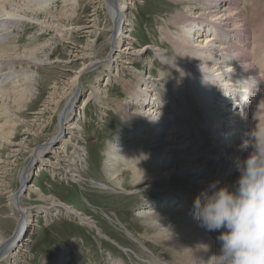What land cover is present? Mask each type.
<instances>
[{
	"label": "bare ground",
	"instance_id": "1",
	"mask_svg": "<svg viewBox=\"0 0 264 264\" xmlns=\"http://www.w3.org/2000/svg\"><path fill=\"white\" fill-rule=\"evenodd\" d=\"M105 1L110 9L111 20H113L116 28L112 35V37L114 35L115 38L117 37L115 44L120 42L121 44L125 42L128 44L120 49L118 53L115 50L108 60L83 63V66L81 65L82 67L75 71L74 78L68 84L71 92L66 93L63 90L61 92H50L51 94L47 97L49 99L46 98L47 101L37 114H34L32 121L22 120L25 126L24 131L22 130L23 138L20 142L15 143L12 142L13 139H17L15 130L18 125L16 121L18 118H13L16 116L15 110L28 106L33 101V97L37 95L38 89L35 87L38 82L39 72L34 68L38 69L40 66L55 65L63 63V61L53 60L48 54H45L48 43L40 44L38 43L39 39L34 36L32 37L33 39L28 41H17V38H15L16 35L19 37V34L15 32V28L26 22L40 26L41 30H44V27H50V24L43 22L38 15L50 12H48L50 9L48 7L51 6V0H0V102L5 99V102L0 105V118L3 117V120L0 121V148H3V145L8 143V154L10 157L26 153L24 148H26L27 139L30 138L29 136H24L29 135L26 125L30 127L34 124L39 125L43 119V114L47 111L48 105L56 107L55 113L59 115V125L56 126L59 133L52 139H55L54 141H57V143L52 141L53 147L50 145V147L43 148V150L40 147L38 148V144L31 148L32 153L34 151H37V153L36 156H33L32 153L28 152L29 166L26 167L23 176H21L23 182H26L27 179L30 180L31 174L28 173L38 175L49 169L50 175L54 176V178L57 176L68 184L69 182L74 185L79 184L82 176H79V168H75V165H85V168L89 165L83 158V155L87 157L89 154L88 150L85 149V153L81 150V139L83 138L80 135L81 127L78 123L81 119L80 117L85 115L91 100L96 101L100 105L99 107H104L103 104L101 105L102 97H100L103 94V90L101 91L98 86L101 83L100 80L103 79L102 77L106 76V84L108 85L112 81L125 77L126 72L131 71L129 70L131 68L124 65H130V60L133 57L143 54L141 50L135 49V43L128 41L131 38L130 35H128L129 38L125 36L122 38L123 32H127V25L124 22L121 25L120 23L126 17V7L129 3H133V0ZM174 1L176 3H185L187 0ZM188 1H193V4L184 6L186 14H184L185 12L175 14L173 16L174 22H171L178 28L200 27L201 32H193L194 37L191 40L187 36L191 31L190 29H187L184 35H176L170 27H162V32L164 34L170 33L171 39L169 40L167 35L162 36V38L170 42L175 51L172 53L167 50L166 52L162 49L158 50V58L167 65V72H172L176 69L179 76L182 74V80L185 79L187 84L178 86V81H175L171 85L174 91L172 90L171 92V87L168 85L166 93L158 94L160 88L157 87L158 92H155V89L147 87V84L153 87V81L148 80L146 77L134 82L137 84L136 87L131 82V95L134 99L132 100L133 105L128 109H132V111L125 112L121 108L117 112L120 113L122 119L127 121V124L132 125L134 123L135 127L131 126V135H127L128 138L131 137L130 140H133V143L129 144V150L125 151L124 142L119 135L120 132H117L118 136H114L107 143V152L104 156H108V158L104 161L103 171L108 177L107 182L111 183L108 185L115 191L126 190V180H124L125 178L122 179V177H124L125 172L131 171L130 186L133 189L126 191L135 196L137 193L142 192L143 194L146 188L157 187L164 189L171 185H178L180 189L176 190L175 194L180 196L179 199L177 197V199L174 198V193H169L168 195L163 193L159 197L149 200V203L143 204V209L141 210L145 213L140 211V214L148 216L145 218V223L151 224L153 231L157 228L164 233L169 228L168 231L173 234L172 238H170L171 240L167 239L168 242L170 241L167 243V248L170 246L168 250L170 253L172 250L174 252L169 255L170 261L175 264H208V261L213 256L219 254L220 245L216 237L220 232H208L200 227L192 214V208L179 206L176 209L171 207V203L172 200H176L181 205L185 201L184 198L188 202L189 200L194 202L195 195H197L196 192H202L207 189L214 181H220L221 186H224L232 185L238 179L239 173L236 171V159L246 158L251 152L250 148L246 150L240 149L244 142L240 139L245 138V140H248L247 134L249 136L252 135L257 126L260 129H264V34L263 31H261L263 35L261 32L257 33L256 31L252 40L242 42L244 25L238 8V3L242 0ZM73 3L75 4L76 1H73ZM193 12L196 15L194 17L191 16ZM129 19L131 20V18ZM208 19L214 20V23L207 21ZM89 27L94 30V27L98 26L94 24ZM210 31L212 35L209 33ZM57 35L59 38L62 37L59 30ZM237 39H240L241 42ZM50 40L54 42L56 37L50 38ZM235 41H238V43ZM251 42L253 43V52H250L249 48ZM243 44L244 47L241 46ZM146 50L144 51L146 52ZM41 54L44 56H40ZM209 54H215L219 59L217 57L210 58ZM218 66L221 69L216 73L215 68ZM100 67H103V70H100ZM90 69L94 70L95 74H93V79L90 82V88H86L82 84V76ZM232 69H238V74H232L234 72ZM255 69L259 73L255 72ZM104 70L107 73L101 76ZM228 72H231L232 75L229 76ZM133 73L137 77L142 75L139 72ZM222 76H225L223 77L224 79ZM154 84L157 85L156 83ZM222 85H224V88ZM172 93H175L176 98ZM165 94L168 95L169 100L166 99L167 97L165 98ZM189 94L191 101H189ZM64 101L65 104L61 109L62 111H58ZM170 101L171 106L169 107ZM186 101L187 103L185 104ZM161 102L164 104H161ZM146 103H148V106L152 105L147 108V111L145 109L142 110ZM141 105L143 106L141 107ZM230 108L239 109L238 114L240 115L235 121H229L231 116L228 117L227 113ZM103 113L105 114V112ZM249 113H251V116L248 115ZM247 115L251 122L245 123V116ZM177 117L178 121L181 122L173 123ZM168 118L172 119L171 123L167 121ZM13 122L14 124H12ZM178 125L179 127H177ZM200 126L205 128L201 131L199 129L201 128ZM246 126L252 127L250 133H247L248 129ZM168 127H170L169 131H167ZM172 128L177 129L182 134L172 131ZM193 128H197L195 132L199 133L200 140H197ZM33 132H36L35 129ZM165 134H167L166 137ZM64 137L67 138L65 140L68 145L62 144ZM131 151H133L135 159L131 158L133 157ZM41 152H43V160L39 157ZM126 157H129V161L123 163L124 159L125 161L128 160H126ZM68 158L71 161L73 160L74 163L59 165V163L67 162ZM16 160V158H9L1 161L0 158V197L8 196L9 207L14 213L27 212L26 218L22 216L20 221L24 222V224L18 220L17 232L14 234L18 233L21 235L22 230L26 229V236H30V233L38 228V226L34 225L33 227V225H30L31 214L36 217L39 212L42 217L48 218H54L55 216H52L54 213H58L60 216L64 215L65 221L80 219L89 228L96 227L97 230H101L99 225L95 224L96 222H94L95 225L87 222L89 219L81 211L52 196V198L45 196L41 190H33L30 185L25 187V184H22L23 187L20 191H10L9 187L11 186L3 179L5 178V173L11 170V166L14 165L13 163ZM145 161L149 163L146 164ZM62 167H66L65 172L69 173L62 172ZM85 168L84 173L86 171ZM191 181L193 183L194 181L196 182V184L194 183L195 186H193L196 192L187 188V186H192ZM33 194H37L44 201L50 199L51 203L47 204L50 206L32 207L28 208L29 210L20 208L18 205L20 196L24 199H29ZM142 196L144 197V195ZM162 202L165 204L164 207L167 209L168 206L169 209L167 211L159 210L160 213L157 214L154 211L157 208L156 204L159 207ZM41 208L43 209L41 210ZM166 209L164 208V210ZM171 210L173 211V218L171 213H169ZM171 219H175V221H172L169 226ZM90 220L94 219L90 218ZM154 222L159 226L152 225ZM212 233H214L212 235L214 238L211 237ZM106 235L111 240L108 234ZM15 238H7L0 231V264H25L28 262L27 257L30 255L29 243L31 241L26 238L16 242ZM160 250L161 248H156L154 252L159 253ZM70 257L71 255L64 248L52 262L44 264H69Z\"/></svg>",
	"mask_w": 264,
	"mask_h": 264
},
{
	"label": "rangeland",
	"instance_id": "2",
	"mask_svg": "<svg viewBox=\"0 0 264 264\" xmlns=\"http://www.w3.org/2000/svg\"><path fill=\"white\" fill-rule=\"evenodd\" d=\"M73 1H76L77 4H74ZM104 1L105 0H51V6L48 7V9L50 8L48 12H50L38 15V17H40L43 22H46L48 25L50 24V27H44V30H41L40 26L26 22L23 25L15 28L16 31H14L19 34V37H17V35L15 37L17 38V41H28L29 39H33L32 37L34 36L36 39H39L38 43H48L46 46L47 48L45 49V54H48L51 59L63 61V63L40 66L38 69L34 68L39 72V78L37 79L38 82L36 83L35 87L38 89L36 92L37 95L33 97V101H31L28 106L26 105V107L21 108L20 110H15L16 116L13 118H18L16 120L18 125L16 126L17 129L15 130V137L17 139H13L12 142L18 143L21 141L25 128L23 121H32L35 111L38 112L47 99H49L47 97H49L51 94L50 92H61V90L65 91L66 93L71 92L70 88H68L70 87L68 84L74 78L75 71H78L83 66V63L92 61L103 62L104 60H108L109 56L113 55L115 50L118 53L120 49L124 48L125 45L128 44L127 42L123 44H121V42L119 44H115L117 37L115 38V35L112 37L115 30V25L113 20H111L110 9L108 8L106 1ZM135 1L133 0V3H129L126 7V17H124L120 25L123 24V22L125 25H127V32H123L122 38H124V36L127 38L128 35H130L131 38L128 37V41L135 43V49L141 50L143 54L133 57L130 60V65L123 64L124 66L131 68L129 69L131 71L126 72L125 77L112 81L109 85L106 84V76L102 77L103 79L100 80L101 83H99L98 86L101 91L103 90V94L100 97H102L101 105L103 104L104 107H99L100 105L96 101H93L94 104L89 105L86 109L85 115L80 117L81 119L78 123L81 127L80 135L83 138L81 139V150L83 153H85V149L88 150L89 154L87 157L86 155H83V158L85 159V162L89 163V165L87 168L84 167L86 171L84 176L81 177L79 184L74 185L72 182H69L68 184L65 181H63V183L52 182L51 178L49 177L51 176L49 169L48 171H44L38 175L28 173L31 174L30 180L27 179L26 182H23V180L19 178V172L22 170L24 172L26 167L29 166L28 152L32 153L31 148L37 144L39 145L38 148L42 145H47L45 146V149L48 148V146L50 147V145L53 147L52 141L55 139H52L57 135L50 134L58 132L56 126L59 125V115L55 113L56 107L53 105H48L47 103V111L43 114V119L39 125L34 124L31 127L26 125V130H29V135L24 136L30 137L27 139L28 141L26 148H24L26 153H22L20 156L16 157H10L8 154V143L3 145V148H0L1 161L9 158L17 159L13 163L14 165L11 166V170L8 173H5V178L3 179L5 182H7V184H9V186H11L9 187L10 191L18 192L20 189H22V184H25V187L30 185L32 186L33 190H41L42 193L49 198L53 197L59 199L61 202H65L73 206L75 209L84 213L87 219L90 220V218H93L95 221L87 220V222H91L93 224L96 222L95 224L99 225L101 229L97 230L96 227L89 228L87 225L82 223L80 219L65 221L64 215L60 216L58 213H54L52 215L55 216L54 218L42 217L40 212L38 214L39 217H34L31 214L32 219L30 221V225H33V227L34 225L38 226V228L35 227L36 229L30 233V236H26V229L24 231L22 230V236L18 235L20 238H15L16 242L26 238L28 241H31V243H29V251L31 256L28 255V262L25 264L50 263L59 255L61 250L63 251L64 248L66 249V252L71 255L69 264H175L173 261L169 260V255L174 252H172V250L170 253L168 250V248H170L169 245L167 248V243L170 242H168V240H171L170 238H172L173 234L168 231L169 228H167L168 230H165V234L157 228L153 231L151 224L149 225L145 223V218L148 216L146 217L143 214L141 215L140 211H143L141 210L143 209V204L145 205L149 203V200H153L155 197L157 198V196L159 197L163 193H167V195L169 193L175 194V192H177L176 190L180 188H178V185H171L164 189L151 187L146 188L143 194L141 192L137 193L136 196L131 195L126 190L133 189V187L130 186L132 174L131 171H127V173L125 172L124 177H122V179L125 178L124 180H126V190L115 191L111 188V186L108 185L111 183L107 182L108 177H106V174L103 171L104 161L108 158V156L105 157L104 154L107 152V143L117 135V132H120L119 135L124 142L123 147L125 151L129 150L128 145L133 143V140H130L131 137L128 138L127 135H131L130 130H132L131 126L135 127L134 123H132V125L128 123V125L126 123L127 121L122 119L120 117V113L117 112V110L119 111L121 108L125 112L132 111V109H128L133 105L132 100L134 99L131 95V82L134 83L139 81L142 77H146L148 80L153 81V87L149 84H147V87L155 89V92H158L156 89L157 87L160 88L158 94L166 93L168 91V85L171 87V92L172 90L174 91V88L171 85H173L176 81L174 80L176 79L174 77L179 76L178 72L176 69L172 72H167V65H165L158 58V50L162 49L165 52L167 50L174 53L175 48L172 47L170 42L162 38V36L167 35L168 39L170 40L171 35L170 33L164 34L161 28L170 27L173 33L176 35H184V32H187V29H190L191 31L190 33L188 32L189 34H187V36L191 40L194 37L193 32L197 31L200 33L201 29L200 27L178 28L174 26L175 24H173V16H175L177 13L185 12L184 14H186V9H184V6L193 4V1L187 0L185 3H176L174 0ZM238 4V8L241 12V21L244 25V36L242 37V42H245V40H252L256 31L257 33L263 31L264 34V0H242L239 1ZM193 11L195 10L193 9ZM34 15L36 16V14ZM191 16L194 17L196 15L193 12ZM129 18H131V20ZM207 21L214 23V20L212 21V19H208ZM94 24H96L98 27H94V30H92L89 26H93ZM58 30L62 35L60 38L58 36L59 34L57 35ZM53 37H56V41L54 42L50 40V38ZM241 46L244 47V44ZM250 47V52H253L252 42ZM144 50H146V52ZM40 56L44 55L41 54ZM209 56L210 58L217 57L215 54H209ZM217 58L219 59V57ZM233 60L237 61L236 59ZM234 61H232V63H234ZM220 69L221 68L219 66L216 67L215 72H219ZM100 70H103V67H100ZM232 70L234 71L232 74H238V69ZM132 71L137 73L139 72L140 74L142 73L141 77H137V75ZM255 72L259 73L257 70ZM102 73L101 76L106 75L107 71L104 70ZM228 73L229 76L232 75L231 72ZM93 74H95V71L91 69L83 74L82 84L86 88H90V82L93 79ZM223 77L225 76H222V78ZM185 84L187 83L185 79L182 80L181 74L180 80L178 81V86ZM136 86L137 84H135V87ZM222 87L224 88V85H222ZM172 95L175 97V93H172ZM165 98L168 99L167 94H165ZM2 100L3 101L0 102V105L5 102V99ZM189 101H191L190 94ZM186 103L187 101L185 104ZM64 104L65 101L62 103L58 111H62L61 109ZM161 104L164 103L161 102ZM142 106L143 105H141V107ZM151 106H148V103H146L143 106V109H141H145V111H147V108ZM168 106H171V101ZM238 111L239 109L237 108H230L228 110V117L231 116L229 121H235L237 120L236 118H239L240 114H238ZM103 112H105V114ZM106 117H109V119H105ZM1 120H3V117L0 118V121ZM97 120L98 123H96ZM72 121H74V119H72ZM167 121L171 123L170 121H172V119L168 118ZM176 122H181L178 121V117L173 123ZM12 124H14V122ZM177 127H179V125ZM34 129L36 132H33ZM172 129V131L182 134L177 129ZM169 130L170 127H168L167 131ZM166 135L167 134H165V137ZM65 139L67 138L64 137L62 144L68 145ZM250 139L251 135L248 140ZM240 140L245 141V138H241ZM54 143H57V141H54ZM141 146L143 145L141 144ZM131 152L133 156L131 158L135 159L133 151ZM42 155L43 152L39 153V157H41L43 160L44 158ZM128 158L129 157H126V160ZM128 161L129 159L127 161L124 159L122 162L127 163ZM62 163H74V161H71L70 158H68L67 162ZM145 163L148 164L149 162L145 161ZM65 169L67 168L62 167L61 171L65 172ZM86 176H90V185H98L100 187L97 188L95 186L94 189L92 188L88 191H83L81 186H86ZM56 178L60 179L57 176ZM46 181L52 182L51 189H49L45 184ZM194 183L196 184L195 181ZM194 183L191 181L192 186H187V188L194 191ZM99 184L108 186L105 187ZM194 192H196V190ZM200 193L201 192L199 191L196 192L197 195H195V197H197ZM142 195H144L145 199ZM174 196V198L177 197L178 199L180 197L177 194ZM7 197L8 196L0 197V231L2 232L3 236L11 238L17 225L16 215H18V212L14 213L11 210L8 202L9 199ZM38 197L39 196L37 194H33L29 199H24L20 196V202L22 201L21 204L25 205L29 204V202H31V205H38L39 200L41 207H44L45 205L46 207L50 206L47 205L51 203L50 199L48 201H44ZM184 200L181 205L180 202L178 204L176 200H172L171 207H175L176 209L177 207L179 208V206L192 208L193 201L189 200L188 202V200L185 198ZM164 205V202H162L161 206L159 207L156 204L157 208H155L154 211H156L157 214L160 213L159 210L167 211L169 208L167 206L166 209ZM164 208L166 210H164ZM42 209L43 208H41V210ZM23 213L25 215H23V217L26 218L27 212L25 211ZM169 213H171V217L173 218V211L171 210ZM20 221L21 219H19V222ZM172 221H175V219H171L169 226L172 224ZM20 223L24 224V222ZM152 225L158 224L154 222ZM106 234H108L111 240L108 239ZM155 247L159 249L161 248L159 253L154 252L156 251Z\"/></svg>",
	"mask_w": 264,
	"mask_h": 264
},
{
	"label": "clouds",
	"instance_id": "3",
	"mask_svg": "<svg viewBox=\"0 0 264 264\" xmlns=\"http://www.w3.org/2000/svg\"><path fill=\"white\" fill-rule=\"evenodd\" d=\"M249 148L246 158L236 159L234 184L214 181L193 202L200 227L220 232L219 254L208 264H264V129L257 126L240 146Z\"/></svg>",
	"mask_w": 264,
	"mask_h": 264
},
{
	"label": "built area",
	"instance_id": "4",
	"mask_svg": "<svg viewBox=\"0 0 264 264\" xmlns=\"http://www.w3.org/2000/svg\"><path fill=\"white\" fill-rule=\"evenodd\" d=\"M114 31H116V28H115V30ZM94 103H93V100H91V103H89V105H93ZM35 114H37V111H35ZM64 116V115H63ZM62 117V116H61ZM105 119H109V117H106ZM96 123H98V120L96 121ZM58 133L59 132H54V134H50V135H58ZM45 146H47V145H45ZM45 146H40V148L43 150V148H45ZM40 149V150H41ZM36 153L37 152H35V154H34V152H33V156H36ZM64 163H59V165L60 166H62ZM91 164V163H90ZM84 167H85V165H75V168H79V176H84ZM21 176H23V170H22V172H19V178H21ZM49 176V175H48ZM50 178H51V180H52V182H59V183H63V179H57V178H54V176H49ZM18 178V179H19ZM18 181V180H17ZM52 182H45V184L47 185V187L49 188V189H51L52 188ZM99 185H103V186H105V187H107L106 185H104V184H99ZM95 186L98 188V187H100V186H98V185H90V176H86V186H81V189L83 190V191H88L89 189H94L95 188ZM108 189V188H107ZM18 205L20 206V208H22V209H28V208H32V207H41V204H39V200H38V205H31V202H29V204H21L20 202H18ZM25 205V206H24ZM21 209V210H22ZM22 216H23V212L21 211L20 213L18 212V217L16 218L17 219V225H16V228L14 229L15 230V232L14 233H16L17 232V227H18V220L19 219H21L22 218ZM90 221V220H89ZM48 222V221H47ZM54 223V222H53Z\"/></svg>",
	"mask_w": 264,
	"mask_h": 264
},
{
	"label": "water",
	"instance_id": "5",
	"mask_svg": "<svg viewBox=\"0 0 264 264\" xmlns=\"http://www.w3.org/2000/svg\"><path fill=\"white\" fill-rule=\"evenodd\" d=\"M17 236H18V233H17V234H14L13 236H11L10 239H13V238H15V237H17Z\"/></svg>",
	"mask_w": 264,
	"mask_h": 264
}]
</instances>
